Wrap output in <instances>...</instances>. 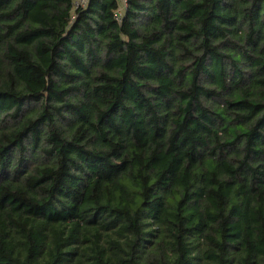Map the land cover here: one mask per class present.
I'll list each match as a JSON object with an SVG mask.
<instances>
[{
	"label": "trees",
	"instance_id": "trees-1",
	"mask_svg": "<svg viewBox=\"0 0 264 264\" xmlns=\"http://www.w3.org/2000/svg\"><path fill=\"white\" fill-rule=\"evenodd\" d=\"M0 264H264V0H0Z\"/></svg>",
	"mask_w": 264,
	"mask_h": 264
},
{
	"label": "built area",
	"instance_id": "built-area-1",
	"mask_svg": "<svg viewBox=\"0 0 264 264\" xmlns=\"http://www.w3.org/2000/svg\"><path fill=\"white\" fill-rule=\"evenodd\" d=\"M78 2H80L82 4H85L86 3V0H78Z\"/></svg>",
	"mask_w": 264,
	"mask_h": 264
}]
</instances>
